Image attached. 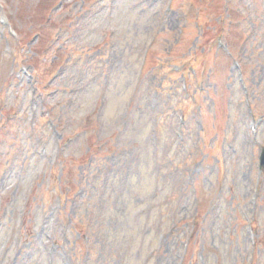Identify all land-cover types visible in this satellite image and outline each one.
<instances>
[{
	"label": "rangeland",
	"instance_id": "obj_1",
	"mask_svg": "<svg viewBox=\"0 0 264 264\" xmlns=\"http://www.w3.org/2000/svg\"><path fill=\"white\" fill-rule=\"evenodd\" d=\"M263 151L264 0H0V264H264Z\"/></svg>",
	"mask_w": 264,
	"mask_h": 264
},
{
	"label": "water",
	"instance_id": "obj_2",
	"mask_svg": "<svg viewBox=\"0 0 264 264\" xmlns=\"http://www.w3.org/2000/svg\"><path fill=\"white\" fill-rule=\"evenodd\" d=\"M261 164H264V151L262 152V155H261Z\"/></svg>",
	"mask_w": 264,
	"mask_h": 264
}]
</instances>
